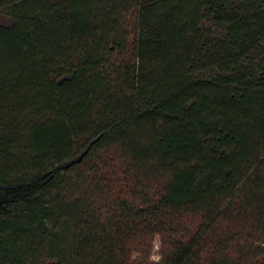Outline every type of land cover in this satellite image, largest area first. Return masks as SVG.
<instances>
[{"label": "trees", "instance_id": "obj_1", "mask_svg": "<svg viewBox=\"0 0 264 264\" xmlns=\"http://www.w3.org/2000/svg\"><path fill=\"white\" fill-rule=\"evenodd\" d=\"M63 261L264 264V0H0V264Z\"/></svg>", "mask_w": 264, "mask_h": 264}, {"label": "rangeland", "instance_id": "obj_2", "mask_svg": "<svg viewBox=\"0 0 264 264\" xmlns=\"http://www.w3.org/2000/svg\"><path fill=\"white\" fill-rule=\"evenodd\" d=\"M58 235H61L60 238L57 239V249L60 250V251H63V248L66 246L67 244V234L66 232L64 231V229H62L61 231H58ZM156 249V248H155ZM156 251H154V256L152 258V261H158V258L156 256ZM67 262L63 261V264H66Z\"/></svg>", "mask_w": 264, "mask_h": 264}]
</instances>
